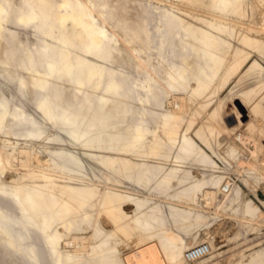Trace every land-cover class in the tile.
Masks as SVG:
<instances>
[{
	"label": "rangeland",
	"instance_id": "rangeland-1",
	"mask_svg": "<svg viewBox=\"0 0 264 264\" xmlns=\"http://www.w3.org/2000/svg\"><path fill=\"white\" fill-rule=\"evenodd\" d=\"M62 1L0 0V207L35 245L0 264H264V0Z\"/></svg>",
	"mask_w": 264,
	"mask_h": 264
},
{
	"label": "bare ground",
	"instance_id": "bare-ground-1",
	"mask_svg": "<svg viewBox=\"0 0 264 264\" xmlns=\"http://www.w3.org/2000/svg\"><path fill=\"white\" fill-rule=\"evenodd\" d=\"M237 1L240 2L241 0H237ZM62 3L63 4L65 3L64 0L62 1ZM81 15L86 16V21L83 23V33H77L75 35V37L77 39L81 38L83 40L81 50L84 51L85 53L91 54V55L94 54L97 50L103 51V49H104L103 43H104L105 35L103 34V32L101 30H98L94 26L92 20L88 18V15L84 11V9H81V11L78 12L77 14L62 16L61 21L65 20V19H75L76 17H79ZM2 16H6V11H5V9L0 8V18ZM37 17H38L37 13L31 10L29 12V14H27V15H22V14L19 15L18 19L20 21H24L26 19H30V18L35 19ZM1 27H2V24L0 21V29H1ZM115 42L116 41H111V47L119 52V49L115 46ZM248 45H249V43L246 41H244L240 44V53L242 54V56H240L236 60V63L238 66H241L245 62V60L247 59V56L244 55V53L247 50ZM47 47L48 46L45 47V51L48 49ZM46 68H47V72L51 73L54 69L65 68V67H63V64H61L60 66H57L56 62L54 60L50 59L46 62ZM116 68H117V64H116V62H114L110 68L111 72H114ZM66 71L68 72L69 70L67 69ZM124 73L127 77L128 73H126V72H124ZM94 75H98V78H99L101 76V73H99V72L90 73L89 78H91ZM2 86L4 88V83H2ZM40 88H44V85H40ZM106 88L109 90H112V89L118 90L122 94H128V93H130V90H131V88L128 87L124 81H118L117 79H112L111 81H109L106 85ZM45 98H46V95L43 94V97L39 101L40 105H42L44 103ZM241 104L243 105V103H241ZM254 107H255V104H254ZM128 111H129V109L127 108L124 111V113L127 114ZM48 113H50V110H48V109L43 110L40 114V117L43 119ZM247 113H249V112H247ZM68 121H69L68 119H65L64 122L67 123ZM51 124L53 126H56L55 120L52 121ZM58 130L60 132H64L66 134V139L68 141L72 140V138H71L72 133L70 134V132L66 131L64 129V127H58ZM237 137H238V140L242 141L245 144L247 142H252V140H250L248 137L242 136L241 134H239ZM70 155L73 158L75 157L74 154H70ZM0 167H1V163H0ZM45 221H46V218H43L41 223L43 224ZM27 225H28V219L24 216V214H20V215L6 214L4 212V210L0 207V241L5 242L7 245L10 246L11 252L18 253L21 256L29 258V259H33L34 258L33 253L35 250V245L26 243V239L28 237V232L26 229ZM41 227H43V226H41ZM134 245L138 249V252L141 256H143L145 258L149 257V253L151 251L150 247H148L145 244L139 243L137 241L134 243ZM4 246H5V244H4ZM48 246H49V250L53 251V246L51 245V243H49ZM209 251H210V246H209ZM209 251H208V253H209ZM208 253H206L205 255H207ZM205 255H203V256H205ZM203 256H200V257H203ZM200 257H198V258H200ZM198 258H196V259H198ZM151 259H152L153 263H154V261L157 260L155 255H153ZM196 259H194V260H196ZM164 260H165V258H164ZM191 261H193V260H191Z\"/></svg>",
	"mask_w": 264,
	"mask_h": 264
},
{
	"label": "built area",
	"instance_id": "built-area-1",
	"mask_svg": "<svg viewBox=\"0 0 264 264\" xmlns=\"http://www.w3.org/2000/svg\"><path fill=\"white\" fill-rule=\"evenodd\" d=\"M209 251V244L205 240L194 242L184 251V257L187 261L194 260L200 256L205 255Z\"/></svg>",
	"mask_w": 264,
	"mask_h": 264
}]
</instances>
